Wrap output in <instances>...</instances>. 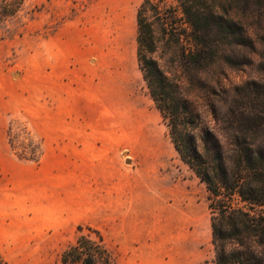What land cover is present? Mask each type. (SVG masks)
Instances as JSON below:
<instances>
[{"label": "rangeland", "instance_id": "374dc122", "mask_svg": "<svg viewBox=\"0 0 264 264\" xmlns=\"http://www.w3.org/2000/svg\"><path fill=\"white\" fill-rule=\"evenodd\" d=\"M143 1L22 0L16 16L0 23L2 163L22 185L25 203L1 215L0 264H61L60 254L85 226L103 233L116 264H215L209 193L180 160L139 70L136 15ZM252 76L246 67L225 68L221 85ZM67 107L81 119L64 121ZM58 120L62 132L86 126L98 145L110 133L124 140V215L107 226L78 218L68 171L58 187L48 169L34 182L32 170L13 165H39L42 138ZM0 176V198L15 201Z\"/></svg>", "mask_w": 264, "mask_h": 264}, {"label": "trees", "instance_id": "16d2710c", "mask_svg": "<svg viewBox=\"0 0 264 264\" xmlns=\"http://www.w3.org/2000/svg\"><path fill=\"white\" fill-rule=\"evenodd\" d=\"M22 4L0 0V23ZM136 21L145 88L209 193L215 264H264V0H144ZM242 67L253 76L221 85ZM78 231L61 264H116L100 230Z\"/></svg>", "mask_w": 264, "mask_h": 264}, {"label": "crops", "instance_id": "0c3cea01", "mask_svg": "<svg viewBox=\"0 0 264 264\" xmlns=\"http://www.w3.org/2000/svg\"><path fill=\"white\" fill-rule=\"evenodd\" d=\"M66 109L70 115L64 117V121L68 120V123H71L73 119H81V116H71L70 107ZM79 128L80 130L76 132H62L61 121L58 120L51 137L42 138L44 152L40 164L32 167L31 162L17 161L13 162V165L32 170L29 180L32 179L34 182L40 173L48 169L57 181L58 187L62 178L67 179L68 171V197L71 206L79 212L78 218L85 216L86 219L81 220L93 222L101 219L103 225L96 224L107 226L114 217L118 218L120 213L122 217L124 215V166L118 157L119 150L124 149V140L122 138L119 142V137L116 138L110 133L109 139L98 145L93 141L91 133L86 131V126ZM66 140L67 142H64ZM3 141L0 134V172H3L2 180L5 185L7 183L12 185L10 193L16 198L15 201L11 198H0V218L3 214H9L13 206L21 208L25 204L20 200L22 185H17L12 170L2 163V155L5 153ZM102 151L105 155H101ZM0 187L1 192V184ZM57 196L60 197V192H57Z\"/></svg>", "mask_w": 264, "mask_h": 264}]
</instances>
